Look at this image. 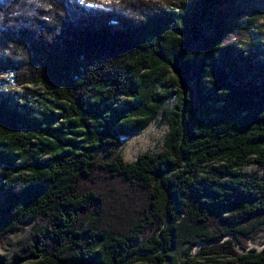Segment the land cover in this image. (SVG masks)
Listing matches in <instances>:
<instances>
[{"label": "trees", "instance_id": "1", "mask_svg": "<svg viewBox=\"0 0 264 264\" xmlns=\"http://www.w3.org/2000/svg\"><path fill=\"white\" fill-rule=\"evenodd\" d=\"M225 1L0 0V74L30 95L0 88V237L53 217L27 264H264V171H243L264 169V55L222 44ZM161 114L160 151L115 154Z\"/></svg>", "mask_w": 264, "mask_h": 264}, {"label": "rangeland", "instance_id": "2", "mask_svg": "<svg viewBox=\"0 0 264 264\" xmlns=\"http://www.w3.org/2000/svg\"><path fill=\"white\" fill-rule=\"evenodd\" d=\"M102 2L113 3L119 0H100ZM152 5H162L167 9H176L183 4H193L194 7L203 9L200 5L201 0H144ZM215 10L220 11L223 17L220 20L239 23L233 26V32L228 31L223 37L222 44L238 45V48H245L257 51L255 54L259 59L260 55H264V0H227L225 2H217ZM251 10V12H249ZM236 14L229 15L231 12ZM231 15V14H230ZM242 77L237 76L238 81ZM9 74H0V88L12 95L14 98L25 101L30 95L20 86L11 83ZM27 87V85H26ZM29 87V86H28ZM34 100V99H33ZM176 99H170L165 108L169 109L176 104ZM163 115L157 117L150 125L140 133L133 136H125L115 145V154L121 155L125 161L132 162L140 154L146 152L160 151L165 145V135L169 131V125L162 118ZM2 166L0 165V169ZM246 174L252 175L264 171V169L249 164L243 168ZM1 178V177H0ZM3 193L0 192V205L3 203ZM53 217L50 214H41L39 217L26 218L20 223L14 232L3 234L0 237V256H3L0 264H27L28 256L33 249L36 248L37 241L47 243L46 234L51 233ZM157 225H149L145 228V235L152 234ZM257 243L249 239V247L260 249L264 246V228L255 233ZM39 246V245H38ZM181 253L177 259L173 260L175 264H192L186 260V256ZM184 262V263H183Z\"/></svg>", "mask_w": 264, "mask_h": 264}]
</instances>
